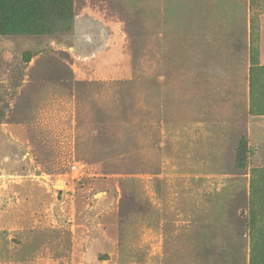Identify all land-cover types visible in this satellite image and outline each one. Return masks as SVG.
Instances as JSON below:
<instances>
[{
    "label": "rangeland",
    "instance_id": "rangeland-1",
    "mask_svg": "<svg viewBox=\"0 0 264 264\" xmlns=\"http://www.w3.org/2000/svg\"><path fill=\"white\" fill-rule=\"evenodd\" d=\"M262 50L264 0L0 30V264H264Z\"/></svg>",
    "mask_w": 264,
    "mask_h": 264
},
{
    "label": "trees",
    "instance_id": "trees-1",
    "mask_svg": "<svg viewBox=\"0 0 264 264\" xmlns=\"http://www.w3.org/2000/svg\"><path fill=\"white\" fill-rule=\"evenodd\" d=\"M71 11L72 0H0V30L15 27L31 35H45L57 25L67 24Z\"/></svg>",
    "mask_w": 264,
    "mask_h": 264
},
{
    "label": "crops",
    "instance_id": "crops-1",
    "mask_svg": "<svg viewBox=\"0 0 264 264\" xmlns=\"http://www.w3.org/2000/svg\"><path fill=\"white\" fill-rule=\"evenodd\" d=\"M262 48H263V46H262ZM262 64L264 65V50H262Z\"/></svg>",
    "mask_w": 264,
    "mask_h": 264
}]
</instances>
